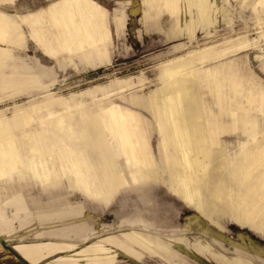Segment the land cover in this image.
Returning <instances> with one entry per match:
<instances>
[{"label":"rangeland","instance_id":"1","mask_svg":"<svg viewBox=\"0 0 264 264\" xmlns=\"http://www.w3.org/2000/svg\"><path fill=\"white\" fill-rule=\"evenodd\" d=\"M0 20L22 34L20 42L7 33L9 41L0 39V143L14 141L26 162L0 171V206L14 218L8 191L26 188L45 213L52 212V199H68L69 205L54 208H74L81 226L90 227L80 235L36 236L14 219L13 232L24 236H0V264H33L15 245L39 241L76 246L38 264L100 241L124 259L85 257L81 263L264 264V229L210 200L221 179L241 191L247 151L255 147L264 155V0H0ZM99 48L104 62H90L86 54L95 58ZM171 93L177 137L162 118ZM193 107L211 139L209 164L184 180L177 143L188 146L183 129L192 130ZM111 111L144 122L146 134L135 147L144 160L138 172H130L118 148L125 147L117 133L124 125H113ZM90 121L99 127L100 143ZM27 134L34 135L37 152ZM73 144L77 154L86 151L91 163L105 170L108 163L110 174L125 180L108 195L86 194L65 148ZM33 167L41 175L53 172L55 181L41 182ZM201 172L207 183L199 180ZM35 217L26 220L28 227Z\"/></svg>","mask_w":264,"mask_h":264},{"label":"bare ground","instance_id":"2","mask_svg":"<svg viewBox=\"0 0 264 264\" xmlns=\"http://www.w3.org/2000/svg\"><path fill=\"white\" fill-rule=\"evenodd\" d=\"M175 66L172 68L176 69ZM184 89L183 91H188L186 88ZM175 93L179 94V97H181V93L179 92H175ZM176 100L177 99L175 100L171 98L169 99L168 96V99L166 101V107L168 110V112L166 111L167 118H168V122L171 124V133L174 135V137H177V134L180 132V131L176 132L175 123L173 121V115L176 114L173 113L174 103L176 102ZM110 114L112 115V120H114L116 124L119 123V125L120 122H123L121 119L124 120V118H121L120 116L123 117L126 116V115H122L121 113H120L121 115L119 116L115 111H111ZM128 117L129 119L134 118L132 114H128L127 118ZM198 118H199V113L198 110L195 108L191 116L192 130L191 129L189 130L187 128L183 129V134L185 135L183 140L187 141L186 143L188 146H186V148H183L180 144L177 143V146L179 147L180 150L179 151L180 154L184 156L183 160L181 161L182 164L180 166L181 170L179 173V176L184 180H189L192 177H194L193 168L195 167L199 168V170L204 173V171L208 168V164H209L207 160V158L209 157V150L207 148L208 143L205 136L206 133L202 129L200 122H198L199 121ZM90 123L92 124L93 127V129H91L93 132L92 135L96 138V141L100 143L101 136H100V132L98 131L99 127L97 125H94L95 123L94 121H90ZM183 124L185 123L183 122ZM140 129L141 128H139L138 130L131 131L128 130L127 128H124L122 129L123 131H121L120 134L121 138L124 140L125 143L124 144L125 147L122 148V150L124 151L125 155L128 156V165L129 168L131 169H134L136 167L139 168L140 163L144 164L143 163L144 160L140 159V155L136 154L138 153L137 151L138 148L135 149L137 142L141 143L144 136L143 130ZM85 131H86L85 132L86 136L87 135L89 136L88 127ZM88 136L87 139L89 140ZM25 137L28 140V144L29 143L31 144V151L37 152L38 149L34 143L35 142L34 135L27 134L25 135ZM74 144L72 145L73 147L65 145L66 151H68L69 154L67 152L66 153L68 156L70 155L73 167L77 168L76 169L78 172L77 182L80 185L81 189L86 194L92 197L95 196L101 197L104 195H108L110 194V188L114 187L115 183L125 180L123 178L118 179L117 177H113V175L110 174L111 170L109 165L106 166L107 168L105 170L102 169L100 161H99L100 163L97 162L91 163L87 158V156L84 154L86 153V151L77 154L76 153L77 151L75 150L76 146ZM84 144L86 145L85 140H84ZM81 145L83 144L81 143ZM17 146L18 145L14 141H4L0 143V171H5L6 168L7 169L11 168V170L16 169L15 167L18 166L17 165L18 161L21 162L22 166H25L26 162H24L23 157L21 155L23 149ZM105 147L108 146L106 145ZM253 148L254 149L252 151L249 150L245 154V167H244L245 170L244 172H242L243 178L241 180V189H240L241 191H239V193H236L233 191L231 187L230 189H228L227 187L224 186L223 182L225 180L221 179L218 182H216V185L214 184L215 186L214 189L211 191L212 198L210 200H212L214 203L217 204L221 203L224 204L226 207H229L230 212L236 217H238V219L247 221L248 223L260 229H264V155L262 154L260 149L256 150L255 147ZM189 151H191V153ZM31 160H33V165L36 166L35 165L36 163H34V158ZM33 170L35 174H37L35 175L36 178H39L41 182L52 183L55 181V176L53 172L49 174L44 173L43 175H41L40 173H38L37 168L33 167ZM202 172L198 174L200 178L199 180L200 181L203 180V182L207 183L205 180L207 175L205 176L201 175ZM107 173L110 175H107ZM185 197L186 200L189 201V203H192L193 196L191 194L186 192ZM138 236L148 244H151L150 241L146 239V237L142 235H138Z\"/></svg>","mask_w":264,"mask_h":264},{"label":"crops","instance_id":"3","mask_svg":"<svg viewBox=\"0 0 264 264\" xmlns=\"http://www.w3.org/2000/svg\"><path fill=\"white\" fill-rule=\"evenodd\" d=\"M94 15V14H92ZM90 15V16H92ZM1 21V20H0ZM6 25L5 23L0 24V39H3L4 41H9V39L12 42H20L22 40V34L19 30V27L17 25H10L5 29ZM77 30V29H76ZM5 33L9 34L10 38L7 40L5 36ZM4 35V36H2ZM91 36V35H90ZM95 43V42H94ZM105 53L103 54L101 52V49L99 48L96 53V57L94 58L93 56L91 57L90 54H86V58L89 60V58H93L92 63L98 62L102 63L105 60ZM94 61V62H93ZM217 84L220 86L222 85L220 81H217ZM187 87V85H185ZM169 98L175 100V94L171 93L169 95ZM168 99V97H167ZM166 99V101H167ZM192 109H195L193 107ZM122 113V111H120ZM125 115V113H123ZM165 116H163V120L168 123L167 116H166V102H165ZM127 118V116H124ZM122 118V117H121ZM138 118V119H137ZM204 118V116L202 117ZM201 118V119H202ZM129 123H127L125 120L121 119L123 122H120V125H124L123 127L114 122L112 120L113 125H118L122 129L127 128L128 130H143V135L145 136L146 134V129H143L142 127L144 126V122L139 118V116H134L133 119H129ZM162 120V121H163ZM200 122V121H198ZM136 126L133 127L132 125ZM105 125V124H103ZM171 125V124H170ZM129 126V128H128ZM131 126V128H130ZM138 126V129H137ZM142 126V127H141ZM105 128V126H104ZM204 130V129H203ZM123 131V130H122ZM145 131V132H144ZM117 132V129H116ZM205 132V131H204ZM121 134V132H117ZM171 133V131H170ZM206 133V132H205ZM172 135V134H171ZM10 133V137H11ZM143 136V139H144ZM142 139V140H143ZM208 140V143L211 139L208 137L206 138ZM112 149L114 150V146L110 145ZM136 147V146H135ZM118 148L122 149L120 145L118 144ZM112 150V152H113ZM107 165H109L107 163ZM140 168V167H139ZM138 167L134 169H130L131 173L138 172L140 169ZM8 198H7V205H11L14 209V218H9L6 215V207L0 206V236L8 238V239H18L22 240L23 234L22 233H17L15 234L13 232V221L14 219H18L21 223V227H27L24 229L23 232H28L32 231L33 233L36 234V236H43V235H51V236H60V237H67L70 235H80L81 233L86 232L90 227H88L89 224L87 222H84L83 227L81 226L80 220L77 219V214L76 212H73L72 207L68 206L64 210H59L58 208L55 209V206H61V205H69L70 203L68 202V199L66 200L65 198H54L51 200L49 204L54 206L51 210L52 212L45 213V206L44 204H39L37 202H30L29 196H28V191L25 188H21L19 192H14V191H8ZM38 199V197H37ZM39 201V200H38ZM24 214V216H23ZM22 215V217H21ZM32 216H36V221L35 224L32 226H27L26 220L29 219ZM86 218L88 216H85ZM91 225V224H90ZM83 229V230H82ZM106 242L108 240L103 239ZM109 243V242H108ZM76 245L73 243H63V242H54V241H39V242H34V243H23V242H18L15 245L16 250L24 257L26 258L29 262L33 264H38L43 258L55 254L58 252H62L63 250L73 248ZM103 256H106L108 258H116L117 260L119 259H124V256L122 254L117 255V252L113 250L110 246H106L102 241L96 244H91L81 250L73 251L72 253L66 254V255H60L58 256L52 264H83L81 263L82 258H87L88 261L91 260H96L97 258H103ZM21 264V262H20ZM23 264V263H22ZM87 264V263H86Z\"/></svg>","mask_w":264,"mask_h":264}]
</instances>
